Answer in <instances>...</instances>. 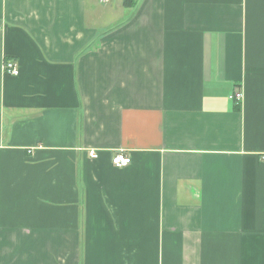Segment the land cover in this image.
I'll return each mask as SVG.
<instances>
[{"label": "crops", "instance_id": "0c3cea01", "mask_svg": "<svg viewBox=\"0 0 264 264\" xmlns=\"http://www.w3.org/2000/svg\"><path fill=\"white\" fill-rule=\"evenodd\" d=\"M0 264H264V0H0Z\"/></svg>", "mask_w": 264, "mask_h": 264}, {"label": "built area", "instance_id": "2783aa9c", "mask_svg": "<svg viewBox=\"0 0 264 264\" xmlns=\"http://www.w3.org/2000/svg\"><path fill=\"white\" fill-rule=\"evenodd\" d=\"M103 1H110V0H103ZM4 69L8 72H11L13 74H18L19 70L17 68V64L15 63L14 60H6L4 62ZM232 98H235L237 100H241L243 98V92L242 91H236L233 95ZM89 155L91 157H97V151L96 150H90L89 151ZM131 158L127 155H124L122 152L116 154L113 158V163L117 166H123L126 165L128 163H130Z\"/></svg>", "mask_w": 264, "mask_h": 264}, {"label": "trees", "instance_id": "16d2710c", "mask_svg": "<svg viewBox=\"0 0 264 264\" xmlns=\"http://www.w3.org/2000/svg\"><path fill=\"white\" fill-rule=\"evenodd\" d=\"M132 2H133V0H125V3L131 4Z\"/></svg>", "mask_w": 264, "mask_h": 264}]
</instances>
